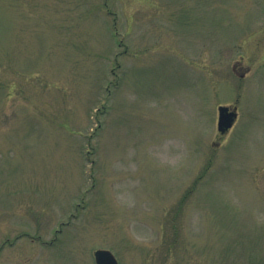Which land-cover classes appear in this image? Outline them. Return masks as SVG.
<instances>
[{
    "label": "rangeland",
    "instance_id": "obj_1",
    "mask_svg": "<svg viewBox=\"0 0 264 264\" xmlns=\"http://www.w3.org/2000/svg\"><path fill=\"white\" fill-rule=\"evenodd\" d=\"M98 248L264 264V0H0V264Z\"/></svg>",
    "mask_w": 264,
    "mask_h": 264
},
{
    "label": "water",
    "instance_id": "obj_2",
    "mask_svg": "<svg viewBox=\"0 0 264 264\" xmlns=\"http://www.w3.org/2000/svg\"><path fill=\"white\" fill-rule=\"evenodd\" d=\"M238 116L237 107L232 110L230 106H219L218 130L224 134L234 125ZM96 264H118L117 258L109 250L100 248L95 251Z\"/></svg>",
    "mask_w": 264,
    "mask_h": 264
},
{
    "label": "trees",
    "instance_id": "obj_3",
    "mask_svg": "<svg viewBox=\"0 0 264 264\" xmlns=\"http://www.w3.org/2000/svg\"><path fill=\"white\" fill-rule=\"evenodd\" d=\"M181 203H183V200L180 201V205H181ZM178 208H179V207H178Z\"/></svg>",
    "mask_w": 264,
    "mask_h": 264
}]
</instances>
